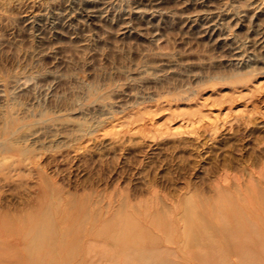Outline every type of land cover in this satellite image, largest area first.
Masks as SVG:
<instances>
[{"label":"rangeland","instance_id":"obj_1","mask_svg":"<svg viewBox=\"0 0 264 264\" xmlns=\"http://www.w3.org/2000/svg\"><path fill=\"white\" fill-rule=\"evenodd\" d=\"M263 177L264 0H0V207L77 236Z\"/></svg>","mask_w":264,"mask_h":264},{"label":"bare ground","instance_id":"obj_2","mask_svg":"<svg viewBox=\"0 0 264 264\" xmlns=\"http://www.w3.org/2000/svg\"><path fill=\"white\" fill-rule=\"evenodd\" d=\"M261 179L254 178L252 187L245 185L235 194L229 188L218 189L212 200L181 198L177 208H165L163 214L150 209L140 218L122 212L89 228L82 224L89 219L85 215L76 226L77 236L70 234L75 221L62 213V205H72L71 198L53 199V207L41 206L42 212L31 219L25 214L32 211L28 207L20 213L9 205L0 207V264H97L85 241L98 237L110 242L109 257L99 258L107 264H264V229L250 224L257 218L256 209L264 215ZM204 202L213 211L229 213L221 228L212 225ZM247 203L257 208L241 209ZM106 226L113 234L105 231Z\"/></svg>","mask_w":264,"mask_h":264}]
</instances>
